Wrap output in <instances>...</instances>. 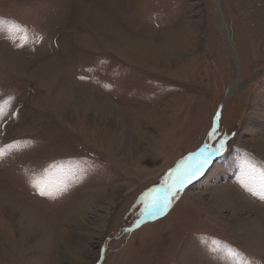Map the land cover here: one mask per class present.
I'll return each instance as SVG.
<instances>
[{"label": "rangeland", "instance_id": "rangeland-1", "mask_svg": "<svg viewBox=\"0 0 264 264\" xmlns=\"http://www.w3.org/2000/svg\"><path fill=\"white\" fill-rule=\"evenodd\" d=\"M0 110V264H264V0H0Z\"/></svg>", "mask_w": 264, "mask_h": 264}, {"label": "bare ground", "instance_id": "bare-ground-1", "mask_svg": "<svg viewBox=\"0 0 264 264\" xmlns=\"http://www.w3.org/2000/svg\"><path fill=\"white\" fill-rule=\"evenodd\" d=\"M97 17H99V16H97ZM121 37L122 38H120V39H124V44L127 47V50L129 51L128 53L133 57L137 56L141 60H143V59L146 60L145 58H151L154 62H159V61L163 62L164 59H166V58H164L163 54L160 51L161 47L159 45L153 44L151 41L142 42L141 38H138L135 36L134 37L129 36V32H126L125 36H121ZM175 37H179V35L177 34ZM181 38H183L185 40V42L182 41L180 44L173 37L172 38L173 40L171 41L172 45L170 46V48H167V49L171 52L172 51H175V52L176 51H185L187 48V41H188L189 37L181 36ZM144 118L148 119L149 121H152V124L154 126L155 125H157L158 127L164 126V123L161 122V120L158 118V116L152 115L150 113H144ZM163 121H164V119H163ZM25 233H27V232H25ZM25 233H24V236L26 235Z\"/></svg>", "mask_w": 264, "mask_h": 264}, {"label": "snow or ice", "instance_id": "snow-or-ice-1", "mask_svg": "<svg viewBox=\"0 0 264 264\" xmlns=\"http://www.w3.org/2000/svg\"><path fill=\"white\" fill-rule=\"evenodd\" d=\"M19 27H20L19 25H16L15 23H13V24L11 25V27L8 28V30L11 31L12 29H14V28H19ZM0 114H2V110H0ZM215 133H216V129L213 128L212 132L209 133V136H210V137H214ZM223 143H224V141L221 140V144H223ZM206 147H207V146H206ZM2 155H3V152H0V157H2ZM209 162H210L209 159H208V158H205V159L203 160V162L200 164V166H199L197 169H195L194 171L188 173L187 178H188L189 180L192 179V178H194L195 175H196V172L200 171V169L203 168V166L206 165V164H208ZM182 185H183V181H180V186H179V187H175V190H174V191L170 192L168 195L164 196V197L161 198V199H157V200H155L152 204L146 206L145 211H144L143 214H144V215H147V216H149V217H154V216L157 215L158 213H159V214H162L163 211H164V210L169 206V204L171 203V199H170V197L176 195V194L179 192L180 187H182ZM248 191L252 192L253 195H256V194H257V193L254 192L251 188H249ZM259 193H260V198H261V199H264V184H261V185H260V187H259ZM40 194H41V195H47L48 193L45 192V191H41ZM232 251H233V250H229V254H231Z\"/></svg>", "mask_w": 264, "mask_h": 264}, {"label": "water", "instance_id": "water-1", "mask_svg": "<svg viewBox=\"0 0 264 264\" xmlns=\"http://www.w3.org/2000/svg\"><path fill=\"white\" fill-rule=\"evenodd\" d=\"M226 36H228V34L226 33Z\"/></svg>", "mask_w": 264, "mask_h": 264}]
</instances>
